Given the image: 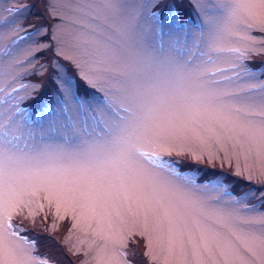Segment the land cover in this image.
I'll use <instances>...</instances> for the list:
<instances>
[{"label":"snow or ice","instance_id":"snow-or-ice-1","mask_svg":"<svg viewBox=\"0 0 264 264\" xmlns=\"http://www.w3.org/2000/svg\"><path fill=\"white\" fill-rule=\"evenodd\" d=\"M188 4L198 24L154 0H64L70 15L48 0L60 21L50 39L44 27L0 31V106L14 109L0 110V264H56L23 233L42 222L53 235L66 220L61 243L80 264H133L136 237L149 264H264V213L241 214L264 203V72L251 67H264V0ZM30 7L7 9L0 27ZM49 73L60 135L37 142L14 93L41 87L20 77ZM205 163L221 173L185 170ZM225 168L255 187L238 191Z\"/></svg>","mask_w":264,"mask_h":264},{"label":"rangeland","instance_id":"rangeland-1","mask_svg":"<svg viewBox=\"0 0 264 264\" xmlns=\"http://www.w3.org/2000/svg\"><path fill=\"white\" fill-rule=\"evenodd\" d=\"M186 1V3H185ZM61 7L58 9L61 13H67L71 14L70 10L63 6L64 0H59ZM69 2H74V0H69ZM125 3L132 5L137 3V0H124ZM155 3H158L159 7H156L153 9L158 14H161L162 16H166L168 14L169 9H172L174 12H177L179 14V17L181 19V22L187 21L188 24H198L199 21L197 19V14L195 12H191V8L188 7V0H154ZM167 2V3H166ZM172 2V3H171ZM206 2L211 3V0H206ZM47 3L48 0H0V15H3L7 17L9 20H12V17L8 15L7 9L9 8H18L22 7L23 5H30V9L26 10L25 12L18 15V17L15 20V23H12L9 25V27H0V31L5 32L6 34L10 35L11 28L15 27L17 24L22 25L23 28L28 30V33L34 32L36 29H39L41 27L48 29V35L44 37V39H50L51 31L55 27V25L59 24V20H55L49 16V12L47 10ZM181 5H178V4ZM184 5H188L187 7H184ZM191 12V16H189V13ZM110 23L113 24H119L121 22L120 18H110ZM138 23L141 26V29L145 33V38L148 41V43L153 45H158L160 43V36L153 34L150 30L147 28L146 20L144 16H141L138 20ZM71 27V26H69ZM25 33H21V35H24ZM168 37H164L165 43L168 41ZM8 41L5 40V43ZM30 44V41L28 40H21L18 42V45L16 47L17 55L22 58L24 49L27 48ZM41 60L50 59L51 58V52L40 54ZM65 64V67L68 69V73L70 76L73 77L74 82L78 83L80 85V94H85L88 90L83 87V83L79 81L78 77L76 76L75 70L71 67V65L67 62L61 61ZM27 63V61H25ZM251 67L254 70H258L261 72H264V67L260 66V60H257L254 64L251 65ZM19 83L21 84H35L38 83L41 85L40 89L38 91H33L31 89L27 90V94L25 93L24 89H20L18 93H14V95H18L20 97H23L22 99H19L18 101H14L13 103L17 104L18 107L25 112H27L30 116L29 120H26L24 122V128L23 131L25 134H27L29 131L34 133V138L37 142H39L42 138V130L44 134V139L48 138H58L60 133L56 130V128H51L50 124L55 119V117L52 116L51 113L48 112L49 107H56L57 103V96H56V88L55 85L52 82L51 79V73H49L47 76L41 77L37 75H24L19 78ZM13 86H17L16 84H13ZM31 104L37 105V109L33 110L31 108ZM0 110L4 113V119L7 120V117L11 114V112L14 110L9 107V104H4L0 106ZM14 119H19V114H17ZM188 168H199L202 173H206L207 175H211L213 172L219 174L221 173L220 167L217 165L215 169L209 168L207 164H188L185 166V170H188ZM223 172L229 176V180L232 182H236V189L238 191L246 190L247 187H255V185H249L246 181L243 180H237L236 178L231 176V169L225 168L223 169ZM207 175H204L200 181L203 182L204 179H207ZM252 204H255V212L251 211ZM227 208V206H225ZM230 210V209H228ZM258 213H264V203H261L259 201H252L249 204L248 209H242L241 214H250L255 215ZM48 223H51V217H49ZM63 225V224H62ZM27 231L23 233V235L28 236L30 239H35L37 244V254L40 256H47L50 259L56 261L58 258H62L63 260L67 261L65 257L61 253V249L58 247L52 246L51 243L52 240H54L53 237H55L56 241L59 242V246H61L64 254H67L65 247L62 245L61 241L63 237L67 233V228L69 227L68 221H64L63 228H60V231L57 233H54L52 236L44 231V229L47 227V224H44L42 222H38L35 227H28ZM41 239H44L48 244H45L42 242ZM140 240V246L137 248V244L132 245L130 242V248H133L135 250L136 255L129 256L130 259L133 260V264H136L135 262L138 261V256L140 257L141 261L140 264H149L148 258L144 257L143 253L145 251L144 249V242L139 237H136V240ZM68 255L73 259L75 264H80V261L85 259L83 254L79 255H71L68 253ZM60 260V259H59ZM58 260V261H59ZM57 264V261H56ZM61 264V263H59Z\"/></svg>","mask_w":264,"mask_h":264},{"label":"trees","instance_id":"trees-1","mask_svg":"<svg viewBox=\"0 0 264 264\" xmlns=\"http://www.w3.org/2000/svg\"><path fill=\"white\" fill-rule=\"evenodd\" d=\"M172 3V2H171ZM185 3H186V1H185ZM178 5H181L180 3L178 4ZM188 5H184V7H187ZM189 7V6H188ZM63 225H61V227L63 228V226H64V222L62 223ZM43 234H48V233H43ZM49 235V234H48ZM50 236H52V235H50ZM53 237V236H52ZM54 238V240H52V242L53 243H51V247L52 246H55L56 245V247H58L59 249H61V253H56L57 254V256H58V254H62L64 257H65V259L67 260V261H65V260H63L62 258H58V260L56 259V261H57V264H59V263H61V264H75L74 263V261H73V259H71V257L68 255V253L67 254H64V253H62L63 252V250H62V248H61V246H59V242H55L56 241V239H55V237H53ZM42 240V242L43 243H45V244H48L46 241H44V239H41ZM55 244V245H54ZM140 244V240L138 239L137 240V248L140 246L139 245ZM140 262H142L141 261V259H140V257L138 256V261H136L135 263L136 264H140Z\"/></svg>","mask_w":264,"mask_h":264},{"label":"bare ground","instance_id":"bare-ground-1","mask_svg":"<svg viewBox=\"0 0 264 264\" xmlns=\"http://www.w3.org/2000/svg\"><path fill=\"white\" fill-rule=\"evenodd\" d=\"M234 183H236V182H234Z\"/></svg>","mask_w":264,"mask_h":264}]
</instances>
